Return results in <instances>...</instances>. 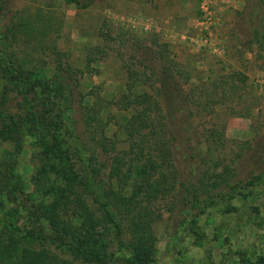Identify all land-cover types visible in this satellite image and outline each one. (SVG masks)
<instances>
[{"label":"rangeland","instance_id":"374dc122","mask_svg":"<svg viewBox=\"0 0 264 264\" xmlns=\"http://www.w3.org/2000/svg\"><path fill=\"white\" fill-rule=\"evenodd\" d=\"M10 5L26 17L15 40L24 60L41 67L46 75L56 70L58 58L59 65L67 64L75 75L77 71L69 114L76 141H86L90 134L83 130L81 105L96 104L104 106L100 111L107 121L104 135L116 148H125L121 126L132 110L121 109L124 101L120 99L127 94V72L115 54V41L106 42L104 37L156 38L167 44L170 56L183 68L188 76L185 87L193 94L189 114L172 117L171 129L178 136H191L193 145L210 133L224 135L223 142L210 143V155L207 148L178 143L172 152L177 174L192 173L200 163V152L210 158L203 168L209 172L227 168L234 182L260 174L249 185L198 207L180 210L178 204L162 211L152 224L150 252L141 260L131 259L128 236L118 244L103 234L105 264H264V0H94L86 7L70 0H10ZM97 47L104 53L97 52ZM121 51L125 58L132 54ZM148 84L135 83L130 92L149 91ZM56 113L46 121L47 133L56 130L66 139V123ZM183 125L189 126L188 132ZM39 136L23 135L19 151L11 141L0 140V165L9 169L12 185L18 187L13 196L0 195V221L15 224V236L23 244V236H30L27 244L32 246L40 242L39 234L48 235L46 240L55 235L49 224L33 219L48 200L45 188L63 184L81 169L68 140L69 151L61 148L67 155L65 172L41 176ZM139 179V167L132 164L129 185Z\"/></svg>","mask_w":264,"mask_h":264},{"label":"trees","instance_id":"16d2710c","mask_svg":"<svg viewBox=\"0 0 264 264\" xmlns=\"http://www.w3.org/2000/svg\"><path fill=\"white\" fill-rule=\"evenodd\" d=\"M70 1L86 7L94 0ZM25 19L12 9L10 0H0V140L11 141L14 150L19 151L23 135L41 134L38 138L43 149L38 156V170L45 178L60 176L67 169L65 151L70 149L66 145L70 140V150L77 154L81 169L61 185L49 184L44 190L48 200L39 208L40 214L33 217L38 223L49 224V229L55 231L53 239L46 240L48 235L36 233L33 239L38 235L40 242L32 246L27 244L30 236H23V244L15 236V224L8 219L0 221V264H105L106 243L100 239L103 234L118 244L128 236L131 259L141 260L150 252L152 224L160 219L162 211L178 204L180 210L198 207L259 178L255 172L242 182H234L227 168L209 172L202 167L210 161L204 152L199 153L200 163L192 173L177 174L172 152L178 143L180 147L207 148L210 155L212 142H223L224 135L210 133L193 145L189 142L191 136H178L171 129L172 117L189 114L193 94L185 87L188 76L183 68L172 59L167 44L156 38L149 41L131 34L104 37L106 42L115 41V54L127 72V94L120 99L124 101L121 109L132 110L121 126L125 148H116V143L104 135L107 121L100 115L103 105H81L83 130L90 134L86 141H76L74 119L69 114L73 112L70 96L77 83V71L75 75L67 64L59 65L58 58L56 70L46 75L41 67L24 60L15 40L26 25ZM121 48L130 50L131 56L125 58ZM96 51L104 53L98 47ZM130 60L133 62L128 64ZM146 81L149 91L130 92L135 83ZM53 112L66 123V139L56 130L55 134L47 133L46 121ZM183 129L188 132L189 126L183 125ZM89 140L94 144H88ZM132 164L139 167L140 179L135 185H129ZM8 170L0 165V195L13 196L18 187L12 185ZM160 201L161 208L157 207Z\"/></svg>","mask_w":264,"mask_h":264}]
</instances>
